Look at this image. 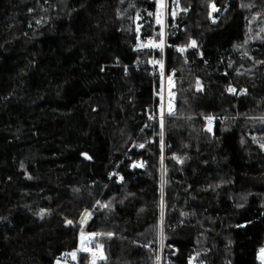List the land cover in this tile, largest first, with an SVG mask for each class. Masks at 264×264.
I'll list each match as a JSON object with an SVG mask.
<instances>
[{"label":"trees","instance_id":"16d2710c","mask_svg":"<svg viewBox=\"0 0 264 264\" xmlns=\"http://www.w3.org/2000/svg\"><path fill=\"white\" fill-rule=\"evenodd\" d=\"M166 1L0 0V264H259L264 0Z\"/></svg>","mask_w":264,"mask_h":264},{"label":"rangeland","instance_id":"374dc122","mask_svg":"<svg viewBox=\"0 0 264 264\" xmlns=\"http://www.w3.org/2000/svg\"><path fill=\"white\" fill-rule=\"evenodd\" d=\"M166 6H167V1L166 0H159L158 3L156 2V6H155V13H154V19H153V24L154 26H157L158 28H160L161 33L163 34V36L165 35V25H166V19H167V10H166ZM178 11V9L176 10V12ZM174 11V14H177ZM159 21V22H158ZM164 39V37L162 38ZM162 42V41H161ZM144 45H146L147 47H151V48H156L160 45V43H157L156 41L154 42L152 38H150L149 40H147ZM154 45H158V46H154ZM171 76V75H170ZM165 76L162 73V88H161V96H162V110H166L168 112H170L169 110L173 109V105H172V101L170 100V92L174 85V80L173 77L171 76ZM171 79L170 82H168V80ZM166 83V84H165ZM208 128H211V125L208 124ZM85 238V239H82ZM91 242H92V235L87 233V232H80L79 233V237H78V248L82 251H85L84 249H89L91 247ZM162 245V244H161ZM96 249L98 251L101 252V250L96 247ZM261 249H264V247L260 248L257 254V261L259 264H264V260L261 259ZM61 261H56L55 264H61Z\"/></svg>","mask_w":264,"mask_h":264},{"label":"built area","instance_id":"2783aa9c","mask_svg":"<svg viewBox=\"0 0 264 264\" xmlns=\"http://www.w3.org/2000/svg\"><path fill=\"white\" fill-rule=\"evenodd\" d=\"M159 0H155L158 3ZM167 77V76H166ZM171 78V76H170ZM171 79L168 80L170 82ZM166 84V83H165ZM170 111V110H169ZM211 124H213V118L211 119ZM84 256H81V254H78L76 258L74 259L73 264H92L93 261H98L101 258L102 253L98 251L95 247L91 246L88 251L84 252ZM155 264H163V257H162V246L160 248V254L155 262ZM188 264H203V262L199 261L197 258H190L188 259Z\"/></svg>","mask_w":264,"mask_h":264},{"label":"snow or ice","instance_id":"6c2138e0","mask_svg":"<svg viewBox=\"0 0 264 264\" xmlns=\"http://www.w3.org/2000/svg\"><path fill=\"white\" fill-rule=\"evenodd\" d=\"M213 8H214V6H213ZM158 22H159V21H158ZM154 46H158V45H154ZM191 46H195V41L192 42ZM180 51H183V49H180ZM197 85L199 86V81H197ZM228 91H230V92H234L235 89H233V88L230 87V88L228 89ZM208 119H209V121H211L212 118L209 117ZM208 130L211 131L210 128H209ZM141 147H143V145H141ZM261 147H264V145H261ZM97 203H99V202H97ZM68 223L71 224L72 222H71V221H68ZM82 223H83V221H82ZM92 235H98V234H92ZM107 235H108V236H112L113 234H112V233H107ZM82 239H85V238L82 237ZM99 247L102 248V246H99ZM84 250H85V251H88V249H84ZM261 254H262V255H261V259L264 260V249H261ZM71 255H72L73 258L75 259L76 254H75V253H71ZM100 258L103 259V256L101 255ZM93 264H95V261H93Z\"/></svg>","mask_w":264,"mask_h":264},{"label":"crops","instance_id":"0c3cea01","mask_svg":"<svg viewBox=\"0 0 264 264\" xmlns=\"http://www.w3.org/2000/svg\"><path fill=\"white\" fill-rule=\"evenodd\" d=\"M79 249V248H78ZM80 250V249H79ZM83 250V249H82ZM58 261H61L60 263L61 264H70L69 262H67V261H64V260H58Z\"/></svg>","mask_w":264,"mask_h":264},{"label":"water","instance_id":"95a60500","mask_svg":"<svg viewBox=\"0 0 264 264\" xmlns=\"http://www.w3.org/2000/svg\"><path fill=\"white\" fill-rule=\"evenodd\" d=\"M83 156H84L85 158H88L86 154H83Z\"/></svg>","mask_w":264,"mask_h":264}]
</instances>
